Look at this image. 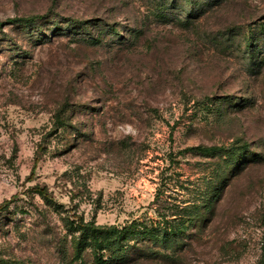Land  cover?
Returning a JSON list of instances; mask_svg holds the SVG:
<instances>
[{
    "label": "rangeland",
    "instance_id": "374dc122",
    "mask_svg": "<svg viewBox=\"0 0 264 264\" xmlns=\"http://www.w3.org/2000/svg\"><path fill=\"white\" fill-rule=\"evenodd\" d=\"M0 264H264V0H0Z\"/></svg>",
    "mask_w": 264,
    "mask_h": 264
},
{
    "label": "trees",
    "instance_id": "16d2710c",
    "mask_svg": "<svg viewBox=\"0 0 264 264\" xmlns=\"http://www.w3.org/2000/svg\"><path fill=\"white\" fill-rule=\"evenodd\" d=\"M33 192L39 194L44 200L49 201V192L46 187H41L36 185L32 189ZM182 224L186 221V217L184 219H180ZM177 222V221H176ZM167 223V222H163ZM178 225V224H177ZM74 233L79 232L82 237L93 238L94 242H96L95 248L101 251H106L110 255L111 261L124 262L126 260V252L130 246L131 240H138L140 238L145 239L149 238L154 243L160 242H169L171 238V234H176L175 232L167 233L163 228H150L142 226V228H138L135 230H126L119 229L115 225L113 226H104V225H96L95 222H85L81 217H75L70 223ZM180 227V226H179ZM175 230V229H174ZM77 237L75 236V239ZM76 250L80 251V244L75 243Z\"/></svg>",
    "mask_w": 264,
    "mask_h": 264
}]
</instances>
